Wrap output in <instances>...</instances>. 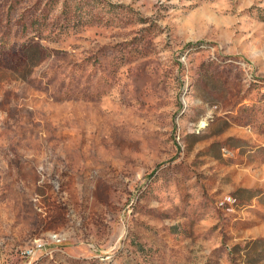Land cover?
<instances>
[{
	"label": "rangeland",
	"instance_id": "rangeland-1",
	"mask_svg": "<svg viewBox=\"0 0 264 264\" xmlns=\"http://www.w3.org/2000/svg\"><path fill=\"white\" fill-rule=\"evenodd\" d=\"M0 264H264V0H0Z\"/></svg>",
	"mask_w": 264,
	"mask_h": 264
},
{
	"label": "built area",
	"instance_id": "built-area-1",
	"mask_svg": "<svg viewBox=\"0 0 264 264\" xmlns=\"http://www.w3.org/2000/svg\"><path fill=\"white\" fill-rule=\"evenodd\" d=\"M41 246H42L41 243L36 241L32 246L26 248L24 253L27 256H32L35 254L37 249L41 248Z\"/></svg>",
	"mask_w": 264,
	"mask_h": 264
}]
</instances>
